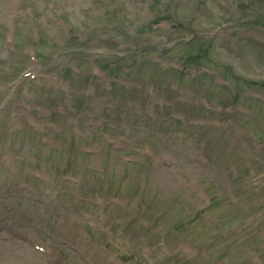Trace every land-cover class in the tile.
<instances>
[{
  "label": "rangeland",
  "instance_id": "374dc122",
  "mask_svg": "<svg viewBox=\"0 0 264 264\" xmlns=\"http://www.w3.org/2000/svg\"><path fill=\"white\" fill-rule=\"evenodd\" d=\"M261 20L264 0H0V264H264ZM193 46L216 76L169 90L155 58ZM33 48L42 78L11 91Z\"/></svg>",
  "mask_w": 264,
  "mask_h": 264
}]
</instances>
